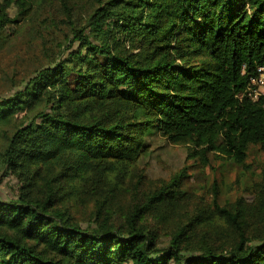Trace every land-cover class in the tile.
<instances>
[{
    "label": "trees",
    "instance_id": "1",
    "mask_svg": "<svg viewBox=\"0 0 264 264\" xmlns=\"http://www.w3.org/2000/svg\"><path fill=\"white\" fill-rule=\"evenodd\" d=\"M43 1L4 0L0 41ZM60 1L63 49L0 97V173L16 181L0 264H264V168L250 201L215 203L219 228L202 208L177 213L187 165L154 189L137 167L153 128L205 165L264 148V95L245 94L264 66V0H93L84 17ZM85 199L83 224L66 203Z\"/></svg>",
    "mask_w": 264,
    "mask_h": 264
},
{
    "label": "rangeland",
    "instance_id": "2",
    "mask_svg": "<svg viewBox=\"0 0 264 264\" xmlns=\"http://www.w3.org/2000/svg\"><path fill=\"white\" fill-rule=\"evenodd\" d=\"M4 0H0V6ZM75 4V12L81 17L88 16L94 7L93 0H70ZM15 15L16 7L9 9ZM66 21V11L60 0H44L25 19L7 28V37L0 41V97L9 96L20 82L34 75L47 65L63 49L65 35L71 33ZM76 44H74V47ZM67 47V46H65ZM64 47V48H65ZM146 149L138 160V171L146 175L145 188L160 186L168 182L184 166H188L182 179L181 188L188 192L189 199L182 202L186 207H177L183 215L188 210L203 209L202 219H210L219 228L226 226L225 219L215 212V203L222 206L235 205L242 198L250 201L257 193L264 168V148L252 146L243 164L237 163L222 153H209L210 163L205 165L196 159H187L188 147L170 143L156 128L146 134ZM219 142H221L219 140ZM16 181L11 176L0 173V198H11L15 194ZM130 195L119 194L118 212L125 211ZM205 207H199L204 205ZM81 223L88 221L92 203L77 200L66 203ZM197 207H190L196 206ZM253 207H245L249 212V222L257 224L252 216ZM170 221L175 224L178 216L172 214ZM163 242H167L164 236ZM128 264V263H125Z\"/></svg>",
    "mask_w": 264,
    "mask_h": 264
},
{
    "label": "built area",
    "instance_id": "3",
    "mask_svg": "<svg viewBox=\"0 0 264 264\" xmlns=\"http://www.w3.org/2000/svg\"><path fill=\"white\" fill-rule=\"evenodd\" d=\"M245 94L252 101H258L264 95V66L258 67L257 74L250 78Z\"/></svg>",
    "mask_w": 264,
    "mask_h": 264
}]
</instances>
